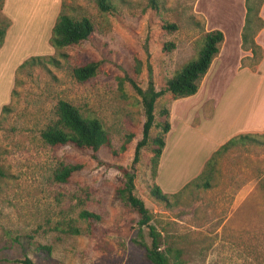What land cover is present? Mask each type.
<instances>
[{
	"label": "rangeland",
	"instance_id": "obj_1",
	"mask_svg": "<svg viewBox=\"0 0 264 264\" xmlns=\"http://www.w3.org/2000/svg\"><path fill=\"white\" fill-rule=\"evenodd\" d=\"M65 2L72 16H88L94 31L56 51L49 37L60 0H0V18L11 19L0 47V264H19L15 259L23 255L35 264H151L141 245L150 244L148 228L139 227L137 213L117 193L124 171L134 174L133 192L160 231L162 248L180 249L179 264H264V137L256 136L264 130L251 132L254 140L238 142L217 159L209 188H183L215 142L234 135L264 89L263 82L259 92L260 74L239 69L253 67L262 57L259 51L250 56L241 45L245 0H159L158 10L149 0H113V13L100 11L94 0ZM163 21L177 28L167 31ZM213 29L224 34L210 70L224 66L214 76L219 89L209 90L207 80L198 96L175 103L165 92L156 100L155 122L165 106L172 109L173 128L153 177L148 147L132 165L145 121L132 81L143 90L149 82L163 88ZM165 43L173 47L166 50ZM36 55H53L58 62L17 72ZM91 61L98 63L95 74L78 81L73 68ZM210 94L220 99L217 109L207 100ZM60 99L97 116L110 135L111 149L93 153L44 143L40 132L55 118ZM159 130L154 125L150 135ZM61 161L82 168L58 182L53 172ZM154 183L168 193L169 206L151 196ZM82 209L101 215L103 234L56 230L58 222L77 219ZM76 224L85 228L80 220ZM38 244L51 245L49 257L36 249Z\"/></svg>",
	"mask_w": 264,
	"mask_h": 264
},
{
	"label": "trees",
	"instance_id": "obj_2",
	"mask_svg": "<svg viewBox=\"0 0 264 264\" xmlns=\"http://www.w3.org/2000/svg\"><path fill=\"white\" fill-rule=\"evenodd\" d=\"M97 7L102 12L113 13L117 10L113 0H94ZM153 10H158L159 0H149ZM264 0H245V20L241 34L242 48L249 50L253 55L260 52L261 47L256 44L254 37L256 33L263 27L264 22L259 15L260 8ZM1 7V3H0ZM71 6L61 0L60 11L55 19L49 37L50 45L59 51L62 48L77 44L90 37L94 31V24L88 16L75 17L68 13L67 9ZM11 25V21L7 16L0 18V47L4 43L6 31ZM161 27L167 31H173L177 28L175 23L163 21ZM224 40V34L219 29L207 31L201 37V43L196 55L186 61L171 77L167 78L164 87L157 90L155 86L149 82L148 87L143 90L133 81L132 85L137 94L141 97V103L144 109L145 121L142 125V137L137 141L132 158V165L139 162L142 148L148 147L151 153L149 158L151 175L157 176L160 156L165 145V136L170 130V111L163 106L159 110L161 120L155 122V103L156 100L165 92L170 93L173 100L189 97L194 95L201 84L203 77L208 71L213 59L220 50V44ZM173 47V43H165L164 48L169 50ZM57 64L58 59L53 56H31L22 62L17 68V72L25 68L43 65L46 63ZM98 63L91 61L84 65L73 68L74 77L81 82L87 81L96 72ZM7 106L2 107L4 111ZM55 118L49 122L40 132L41 139L44 143L58 148L65 145L73 146L80 150H90L97 153L102 149H111V138L102 121L94 115L84 114L81 110L71 102L60 99L57 101L54 109ZM160 128L159 132L151 136L150 130L153 126ZM256 136L264 137V134ZM256 136L252 133H244L232 136L216 149L204 163L201 172L188 181L183 188L188 186H196L209 188L211 186V178L213 169L217 159L225 153L229 148L235 146L240 141L254 140ZM130 136H127L125 142L121 145V150L126 149ZM115 155V151H112ZM82 168L79 163H65L61 161L53 172V177L58 182H66L70 177ZM125 179L122 185L117 189L120 198L138 215V225L140 228H148V237L150 244L141 243L145 249V256L151 264H179L177 261L180 249L169 245L162 248V236L155 226L150 224L151 214L145 206L143 199L136 196L134 189V174L124 171ZM180 191L173 193L177 196ZM150 194L157 201L165 203L167 206L171 204L168 193L154 183L150 187ZM80 220L85 224L82 229L77 225ZM101 215L94 211L82 209L79 211L77 219L69 218L62 222H58L55 226L56 230L69 235H78L85 233L87 235L103 234L105 230L99 226ZM37 250L49 257L52 247L49 244H38ZM19 264H35L27 255L16 258Z\"/></svg>",
	"mask_w": 264,
	"mask_h": 264
},
{
	"label": "crops",
	"instance_id": "obj_3",
	"mask_svg": "<svg viewBox=\"0 0 264 264\" xmlns=\"http://www.w3.org/2000/svg\"><path fill=\"white\" fill-rule=\"evenodd\" d=\"M61 1V0H60ZM4 6V5H3ZM60 8V7H59ZM259 15L261 16L263 22H264V2L260 8V12ZM56 19V18H54ZM53 19V20H54ZM11 20V19H10ZM52 20V21H53ZM55 22V21H54ZM264 36V25L263 27L256 33L254 40L256 42V44H258L261 49H262V57L260 58V60L253 65V67L250 66H240L239 69H245L250 71L251 74H260V79H259V92L261 90V88L263 87V82H264V42L262 40V37ZM252 56V53L251 55ZM212 64V63H211ZM224 66L217 68V71L215 72H211V65L208 69V71L206 72L205 76L203 77L201 84L198 88V91L194 94L191 95V97L193 96H198L200 93V91L203 89L204 90V86L208 80L209 83V90H216L219 89V82L216 79L217 77H214L216 75H218L221 70H223ZM198 94V95H197ZM205 96V95H204ZM213 97V94H210L208 97ZM190 97V96H189ZM208 98L207 100H212L213 104H212V109H217L218 104H219V100H215L213 98ZM204 98V97H203ZM179 99L174 100V102L176 103ZM198 101H201L200 98ZM172 109L170 111V130L167 132L166 136H165V145L162 151V154L160 156V160H159V165L158 168L161 167V163L165 154V147L167 146V137L168 135L172 132V128H173V124H172ZM191 124L195 125L196 121L192 120ZM237 126V125H236ZM264 130V89L261 93H259V96L256 98L252 108L249 110V112L247 113V115L245 116V119L243 121V123H241V125H238V128L235 130L234 135H238V134H244V133H251V132H257V131H262ZM231 134V133H230ZM229 138L228 136L226 138H220L217 140V142H215L214 148L211 150V154L219 148L220 145H222L225 141H227ZM210 154V155H211ZM210 155L206 158H204V160H202L203 164L198 168V172L196 174V176L201 172L204 163L206 162V160L210 157Z\"/></svg>",
	"mask_w": 264,
	"mask_h": 264
}]
</instances>
